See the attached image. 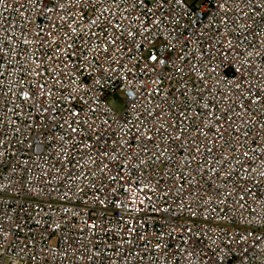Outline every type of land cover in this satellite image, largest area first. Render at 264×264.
Masks as SVG:
<instances>
[{
    "label": "built area",
    "instance_id": "1",
    "mask_svg": "<svg viewBox=\"0 0 264 264\" xmlns=\"http://www.w3.org/2000/svg\"><path fill=\"white\" fill-rule=\"evenodd\" d=\"M0 264H264V0H0Z\"/></svg>",
    "mask_w": 264,
    "mask_h": 264
},
{
    "label": "rangeland",
    "instance_id": "2",
    "mask_svg": "<svg viewBox=\"0 0 264 264\" xmlns=\"http://www.w3.org/2000/svg\"><path fill=\"white\" fill-rule=\"evenodd\" d=\"M191 1H195V0H191Z\"/></svg>",
    "mask_w": 264,
    "mask_h": 264
}]
</instances>
